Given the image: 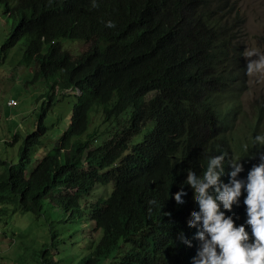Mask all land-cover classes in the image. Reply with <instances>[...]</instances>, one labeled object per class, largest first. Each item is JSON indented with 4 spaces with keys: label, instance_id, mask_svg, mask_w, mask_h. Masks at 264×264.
I'll list each match as a JSON object with an SVG mask.
<instances>
[{
    "label": "trees",
    "instance_id": "1",
    "mask_svg": "<svg viewBox=\"0 0 264 264\" xmlns=\"http://www.w3.org/2000/svg\"><path fill=\"white\" fill-rule=\"evenodd\" d=\"M0 4L13 20L0 60L23 43L30 82L47 86L17 165L0 161V203L51 214V239L30 264H190L198 242L177 243L196 231L188 227L198 210L188 169L201 171L206 155L256 153L251 138L264 132V105L244 116L249 76L237 0ZM66 40L89 47L74 58ZM36 148L44 156L32 168ZM257 157L245 158L242 177ZM182 189L184 205L175 200ZM240 199L228 213L237 224Z\"/></svg>",
    "mask_w": 264,
    "mask_h": 264
},
{
    "label": "rangeland",
    "instance_id": "2",
    "mask_svg": "<svg viewBox=\"0 0 264 264\" xmlns=\"http://www.w3.org/2000/svg\"><path fill=\"white\" fill-rule=\"evenodd\" d=\"M243 19L240 41L245 47H255L264 52V0H237ZM12 18L5 13L4 4H0V49L6 42L12 28ZM63 46L71 51L74 58L83 54L89 43L66 40ZM25 45L19 43L0 60V161L17 165L19 150L23 138L37 128V113L43 103L42 95L47 90L44 81L32 84L29 68L22 60ZM55 97L60 95L57 89ZM14 99L19 104L9 106L8 101ZM244 116L253 119L255 109L264 105V77H248V85L242 98ZM51 113V112H50ZM98 124V119L96 118ZM95 127V126H94ZM20 134V142L15 143L14 136ZM9 144L13 145L10 146ZM36 148L33 153L34 168L43 157ZM259 162L257 157L256 163ZM5 165L0 166V174ZM113 190V184L108 186ZM108 188L99 194L106 196ZM110 192V193H111ZM50 211L42 215L23 211L19 202L0 203V264H30L33 262V251L42 247L51 239L47 224ZM60 253L53 247L50 254Z\"/></svg>",
    "mask_w": 264,
    "mask_h": 264
},
{
    "label": "clouds",
    "instance_id": "3",
    "mask_svg": "<svg viewBox=\"0 0 264 264\" xmlns=\"http://www.w3.org/2000/svg\"><path fill=\"white\" fill-rule=\"evenodd\" d=\"M108 26H113L110 21ZM241 55L245 58L247 76L264 77V52L245 47ZM251 142L257 151L247 157L223 152L206 155L201 171L188 169L185 184L194 190L198 208L192 213L188 227L196 231L191 239L186 233L181 234L177 243L192 247L193 239L198 242L190 264H264V132L254 135ZM257 156L259 162L242 177L245 158ZM225 175L229 177L227 183L222 179ZM242 193L245 219L237 224L239 217L228 213L241 203ZM188 195L182 189L175 194V200L184 205ZM148 203L152 205L156 201ZM167 215L171 217L172 213Z\"/></svg>",
    "mask_w": 264,
    "mask_h": 264
},
{
    "label": "built area",
    "instance_id": "4",
    "mask_svg": "<svg viewBox=\"0 0 264 264\" xmlns=\"http://www.w3.org/2000/svg\"><path fill=\"white\" fill-rule=\"evenodd\" d=\"M8 105L12 106V107H15V106L18 105V102L16 100H14V99H11V100L8 101Z\"/></svg>",
    "mask_w": 264,
    "mask_h": 264
}]
</instances>
